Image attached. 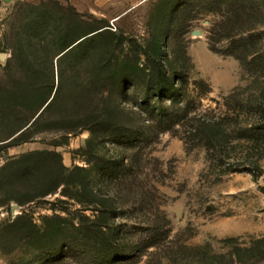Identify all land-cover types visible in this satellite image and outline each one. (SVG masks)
<instances>
[{
	"label": "rangeland",
	"instance_id": "374dc122",
	"mask_svg": "<svg viewBox=\"0 0 264 264\" xmlns=\"http://www.w3.org/2000/svg\"><path fill=\"white\" fill-rule=\"evenodd\" d=\"M256 128L264 0H0V264H257Z\"/></svg>",
	"mask_w": 264,
	"mask_h": 264
},
{
	"label": "trees",
	"instance_id": "16d2710c",
	"mask_svg": "<svg viewBox=\"0 0 264 264\" xmlns=\"http://www.w3.org/2000/svg\"><path fill=\"white\" fill-rule=\"evenodd\" d=\"M83 39L84 38L80 39L79 41L77 39L76 41H78V42L74 47H76L79 43H81V40H83ZM73 43L69 44L67 49L69 47H71L73 45ZM73 48H71V49H73ZM68 51H70V50L68 49L67 52ZM236 59H239L240 61L242 60L238 56L236 57ZM163 76H164L163 78H165V75H163ZM165 81H167V80H165ZM166 83H168V82H166ZM24 92H25V90L23 91V93H21V95L18 94V98H22V100H23V98H25L26 99L25 102L30 101V105H36L37 104L38 110H41L43 108V106L45 104H47V102H48V98H46V96L42 95L41 93H35L36 95H34L32 97V92L27 91L25 94H24ZM157 92L159 94L162 93L160 86H158ZM27 93H28V95H27ZM22 105H24V104H22ZM48 106H49V104L46 105V107L42 110V113L47 109ZM151 113L159 121L160 126L164 127V130H166V131L171 130L172 125L176 123L175 115H174V113L171 112V110L169 108H166V107L154 108L153 107ZM39 117H40V115L38 116V118ZM36 121H34L32 123V125H34V123ZM209 131H213V128H210V125L207 124L205 121L202 123H200V121H199L197 126H194L192 128L191 133L189 134V137L194 138V139H198L200 137L205 138V137H207L206 134ZM248 133L249 134L252 133V135L249 136V139H250V141H252V144L258 149L262 148V144L264 143V129L263 128H259V129L256 128L253 130H249ZM100 229L102 232L103 227H101ZM85 237H88V236L85 235ZM92 240H94L95 243L100 244V245H111V243H112L110 241L107 242V241L99 240L98 237L97 238L92 237ZM118 241L119 240H117V239L115 241H113L114 243H113V245H111V247L113 248V253L110 256L103 257V262H102L103 264H108V261L109 262L114 261V262H116L115 264H118L117 262H120V261H122L123 258L126 259V257H128L129 249L126 248V246L122 247V244H119ZM233 243L234 242H230L229 245H233ZM235 244H237V246L234 245V246H230V247H232V248L235 247L236 251L234 252L233 257L235 259H237L238 262L246 263L247 261L249 262V261L257 260V264H264V238L252 242L250 246H246V245L243 246L240 244L238 245V243H236V242H235Z\"/></svg>",
	"mask_w": 264,
	"mask_h": 264
},
{
	"label": "water",
	"instance_id": "95a60500",
	"mask_svg": "<svg viewBox=\"0 0 264 264\" xmlns=\"http://www.w3.org/2000/svg\"><path fill=\"white\" fill-rule=\"evenodd\" d=\"M82 41V40H81Z\"/></svg>",
	"mask_w": 264,
	"mask_h": 264
}]
</instances>
